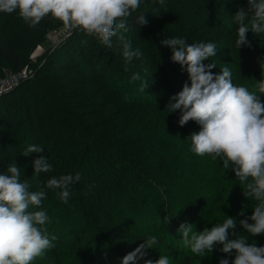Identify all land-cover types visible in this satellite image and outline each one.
Instances as JSON below:
<instances>
[{"label": "rangeland", "instance_id": "rangeland-1", "mask_svg": "<svg viewBox=\"0 0 264 264\" xmlns=\"http://www.w3.org/2000/svg\"><path fill=\"white\" fill-rule=\"evenodd\" d=\"M232 2L164 0L161 4L160 0H140L137 12L145 14L148 21L147 25L142 26L144 38L136 35L137 31L134 28L128 27L131 20V17H128L125 20L127 31L120 30L111 38V48L105 47L96 36H89L79 29L68 30L60 21L46 16L48 20L41 21L36 26L32 37L34 39L28 41L25 39L20 43L28 56L24 68L25 75H19V72L5 65L4 60L1 61L0 85L4 84L6 90L0 93V174H5L7 166L15 162L20 167L21 182L29 183L30 192L45 191L41 205L30 206L29 211L46 212L49 221L44 227L47 229L49 239L53 236L56 239L64 238L70 234L72 239L77 228L87 230L88 237L84 244L92 247L91 256L81 264H121L126 254L145 243V238L151 235H157L158 243L153 248L146 249V254L143 258L137 259L136 264H145V260L155 262L160 256H169L170 264H176L175 257L165 244L159 243V240L163 237L175 238L176 249L187 248L181 246L183 241L178 232L177 220L191 224L193 231L199 233L232 217L237 221V225L235 229L229 230V240L244 236L247 243L264 246V240L258 239V235L243 233L244 229L239 224V220L245 219L240 215L241 211L254 209L256 202L254 197L245 198L238 193V190H247V182L241 183L235 177L232 166L225 169L219 158L213 160L211 155L198 156L193 153L190 150L189 138L193 133L200 131V126L194 121L180 126V110L169 113L166 107L185 83L190 85V80L186 70L171 60V49L161 43L164 39L183 38L187 44L212 42L217 47V54L203 63L205 65L215 63L217 67L211 69L214 74H220V68L228 67L232 73V82L236 86L242 84V81V86H247L248 79L255 77L250 70L252 68L240 77L239 66L246 62L249 55L235 59L233 56L218 55L222 51L227 54L232 50V46L228 47L227 44L230 43L226 37L227 29L224 31L221 29L235 25L234 20L229 21L238 10ZM3 22L9 28H13L12 22L25 23L18 10L9 15L0 12V23ZM120 36L129 39L132 49H139L141 55L133 57L130 62L126 61L122 54ZM60 53H63L58 66L60 69L72 62L73 70L78 68L82 71L83 62L90 61L87 64L88 68L94 64L99 68L103 65L104 75L93 71L92 77L101 80L105 86L118 87L120 95H123L128 86L132 87L131 92L126 95L124 93L126 97L124 102L113 104L108 110L106 106L110 102L109 98L103 93L99 94L97 88L81 87L74 71H69V68L65 70L64 78H61L58 84L48 83L47 91L40 92L44 96H49L53 88V91L60 90L59 92H68L70 95L80 93L79 98L88 97V105L92 106L90 110L96 112L88 120L92 127L94 126L90 132L97 136L95 141L117 136L118 140H123L110 155V160L101 159L98 154L96 156L98 159L93 164L81 161L82 164H79L78 157L72 159L75 163L71 164L72 161L68 163V149L71 148L68 136L55 147L58 134L51 128L46 131V137L42 141L41 131H35L33 122L22 111V107L24 110L27 109L28 102L17 89L30 78H34L40 68H48L50 59ZM104 60L107 62L112 60L113 65L105 67ZM147 62L149 69L155 68L161 74L159 77L161 95L155 93L153 79H150L149 75L143 77L139 73ZM49 70L52 71L53 68L50 66ZM135 74H139L140 79L133 80ZM15 77L18 82H15ZM144 80L147 86L145 91H142ZM9 81H13V86L8 89ZM15 91V95L7 102L5 97ZM130 97L136 101L148 102L157 108L130 113L125 107L126 102L131 101ZM43 101L48 105L46 109H53L50 99ZM16 102H19L17 108L21 111L18 115L16 112L13 113L14 109L11 108ZM105 102L107 103L101 104ZM163 102L166 105H162ZM38 119L41 120L42 116H38ZM55 120L54 117L51 121ZM29 145L41 146L44 151L29 156L22 155ZM54 147L56 151H52ZM96 148H92L91 153L96 154ZM41 155L51 164L52 171L42 172L37 176L33 173L32 162ZM122 155L123 161L118 163L119 165L112 161L121 158ZM76 173L83 174L88 183L84 189L79 181L70 185L67 202L57 194L60 189L46 188L50 178ZM150 199H154L156 204H163L161 210L153 206L154 211H151L152 215L160 218L159 228L152 223V217H143L144 208L151 210L149 204L153 203ZM239 202L244 205L238 207ZM173 203L176 209L171 207ZM135 233L147 237L138 238L134 236ZM98 244L100 248L97 250L95 247ZM221 248L220 244L214 245L211 253H206L205 256L198 255L195 264H219L223 258L228 259L231 264L235 252L233 251L231 255L225 254L220 251ZM32 264H73V261L67 260L65 256H60V260H57L46 249Z\"/></svg>", "mask_w": 264, "mask_h": 264}, {"label": "clouds", "instance_id": "clouds-1", "mask_svg": "<svg viewBox=\"0 0 264 264\" xmlns=\"http://www.w3.org/2000/svg\"><path fill=\"white\" fill-rule=\"evenodd\" d=\"M163 4L164 0H160ZM140 7V0H0V12L11 14L18 10L19 16L31 27H36L43 18L51 16L60 21L68 30L79 29L89 36H96L101 43L112 47L111 38L120 30L127 31L125 20ZM239 25L236 47L239 50L250 43L247 34H264V0H248V10L239 8L233 16ZM119 21V22H118ZM139 26L147 25L145 14L135 18ZM123 48V57L131 61L141 55L139 49L133 50L130 40L119 37ZM172 51L171 60L178 63L188 74L189 83L173 96L166 105L169 113L180 110L179 125L194 121L200 126L198 133L190 136L191 151L198 156L211 155L219 158L225 169L232 166L235 177L246 184V197L252 196L259 203L252 215L239 220L240 226L252 236L264 234V78L258 81L257 92L245 86H236L232 82V73L228 67L220 68V74L211 69L215 63L203 62L217 54L214 43L199 42L187 44L183 38L171 37L161 41ZM133 80L140 79L135 74ZM147 84L144 80L142 91ZM174 101V102H173ZM43 147L29 145L22 153H42ZM33 173L52 171L45 156L34 159ZM20 167L11 163L7 172L0 174V264H32L46 249L55 245L56 237L49 239L44 227L49 217L44 210L30 212V206L39 207L45 197V191H29V183L21 182ZM80 174L52 177L46 183L48 189H60L57 194L67 202L69 186L79 181ZM244 215L243 210L240 213ZM228 217V216H227ZM251 221V222H249ZM237 221L228 217L211 229L205 228L197 233L191 224L182 223L178 232L182 234L183 246L190 248L193 254L205 256L220 244L221 252L235 258L231 264H264V246L249 244L244 236L229 240V230L235 229ZM158 243L155 236L145 239L134 251L126 254L121 264H136L143 258L145 250ZM145 264H170L169 256H160L158 260H145ZM219 264H230L226 258Z\"/></svg>", "mask_w": 264, "mask_h": 264}, {"label": "trees", "instance_id": "trees-1", "mask_svg": "<svg viewBox=\"0 0 264 264\" xmlns=\"http://www.w3.org/2000/svg\"><path fill=\"white\" fill-rule=\"evenodd\" d=\"M231 2L235 5V7H238V9L239 8H244L245 10L248 9V1L231 0ZM191 4H193V2ZM3 14L9 15L8 13H3ZM138 15H140V13H138L137 10L132 13V15L130 16L131 20L128 24V27L134 28L137 31L136 35H140L142 38H144L143 27L139 26L135 22V18ZM233 16L229 18V21L234 20ZM46 20H48V18H43L41 21L43 22ZM11 26L13 28H9V26L7 27V25L4 22L0 23V67H1L0 73L2 71V64H1L2 60H4L5 65L9 66L11 69L17 72L22 71L27 65L28 56L24 53L23 47L20 46V43L25 41V39H27V41L29 39L31 40L34 39L32 37L35 33L36 27L33 28L26 22L23 24H21V22H12ZM238 26L239 25L235 22L234 27H230V28L228 27L229 29L224 28V27L221 28L223 31L225 29H227L228 31V34L226 37L230 43H227V44H228V47L232 46V50L228 52L227 54L222 51L218 55L219 56L228 55L227 57L233 56L234 59L244 57L245 55L246 56L249 55L246 62L244 61L239 66L240 67L239 68L240 77L241 75L244 76V74L249 70V68H252L250 70L253 71L255 77L248 79V85L245 87H247L250 91L257 92V94L260 95L257 89V84L259 80L264 78V34H259L255 36L252 32H249L247 34V39L249 42H251L250 46L244 45L238 50L236 47V43H235L237 39ZM78 36L82 37L81 35H78ZM256 53H259V54H256ZM61 54L63 53H60V55L57 54L52 59H50L51 63H49L48 68H45V67L40 68L37 71L34 78H30L29 80H27V82L23 84L22 87H19L17 89L18 91H20L22 96L28 102L26 105L27 109L24 110L22 107V111H24L26 113V116H28V118L30 119V121L33 122L35 131H39V132L41 131L42 141H44V138L46 137L45 135L46 131L51 130V128H52V131L54 130V132L55 133L57 132L58 134L57 140H56L57 142L54 145L55 147L62 140H64L66 136H68L69 138L68 141H69V144L71 145V148L68 149L69 151L68 163L71 161H72L71 164L75 163L74 160L72 159L78 157L77 162L79 164H82V163L93 164L95 163V160L98 159L96 157L98 154H100L101 156L99 158L104 159V160L106 159L110 160L111 159L110 155L115 152V149H117V147L121 144L120 141L122 139L118 140L117 139L118 136H117L111 139L105 138L104 140L95 141L96 140L95 137L97 136H93L92 133L90 132L92 129H94L93 128L94 126L92 127V125L88 122V120H89V117L92 116V114L96 112H92L93 110H90L92 106L90 107L88 105V101H87L89 99L88 97L79 98L80 93L70 95V94H67L68 92H59L60 90L53 91V88H52V91L49 93V96L48 95L44 96L40 94V92L47 91L46 87L48 83L52 85L58 84L61 78H64V73L66 69L70 68L69 71L73 70V66H71L72 62L70 65L65 64L63 69L58 68L59 62L61 59ZM104 61H105V67L107 68L113 65L112 60H108V62L106 60ZM89 62L90 61L83 62L84 66L82 67L84 69L82 71L78 68L73 70L81 87L89 88V89L97 88L100 91L99 94L100 93L105 94V96H107L110 100L108 106H106L108 110L111 105L116 104V103L120 104V102H124L123 100H126L124 93L126 95V93L131 92L132 87L128 86L125 89L123 95H120L119 94L120 89L117 86H116L117 88H109L108 86H105V84H103L101 80H99L98 78L92 77L93 71L95 72L97 71L99 74H101V76L104 75L103 72L105 70H103L102 68L103 65L100 66L99 68L98 66H96L97 64H94L91 67L92 68L91 69L90 67L89 68L87 67V64H89ZM50 66L53 68L52 71L49 70ZM148 67H149V62H147L144 65L143 69L140 70L141 72L139 73L143 77L146 75H149L150 79H153V82H155V87H154L155 93H158L161 95L162 93L161 92L162 91L161 78L159 79L161 74L160 72H157L155 68L149 69ZM131 68L132 67H130V70H132ZM242 84H243V81H242ZM242 84L239 83V86H242ZM16 91L5 97L7 102L10 101V97H13L15 95ZM38 95H41V96L38 97ZM23 97L22 99L24 100ZM130 98H131V101L128 100V102H126L125 104V107L129 109L130 113H134L138 110H153L157 108V106L155 107V105H151L148 102L136 101V100H133L132 97ZM44 99L45 100L50 99L49 102L52 104L51 106L53 107V109L51 108L46 109L48 105L43 101ZM261 101L264 102V96H261ZM18 103L19 102H16L15 103L16 105L11 107L12 110L14 109L13 113L16 112L15 114L17 115L21 113V111L17 108ZM106 103L107 102L101 103V104H106ZM162 105H166V103L163 102ZM47 115H49L48 116L50 118L49 120L47 119ZM38 116H42V119L41 120L38 119ZM54 117L56 118L55 122L51 121L52 118L54 119ZM87 131L90 133L88 134ZM96 143H98L99 145L97 146ZM55 147L52 149V151H56ZM95 147H97L96 154L91 153V149ZM116 152L118 153L117 150ZM122 157H124V155H122L121 158H117L116 160H112V161H115L114 163H117V165H119L118 163H121L123 161ZM220 161L221 160H219V162ZM85 179H86L85 176L83 174H80L79 182H80V186L82 187V189H84V187H86L88 183ZM238 191H239L238 192L239 195H242L245 198L252 197V196L246 197L244 195L243 190H238ZM151 202L153 203L152 205L149 204L151 207L150 208L151 210L144 208L143 217L144 218L152 217V223L156 225L157 228H159L158 223H160V220H159L160 218L159 216L155 217L154 215H152V212L154 211L153 206H156V208L159 207L161 210L163 204L157 203L158 204L157 206L156 201L154 199L151 200ZM258 203H259L258 201L255 202L254 208ZM174 204L175 203H173L172 204L173 206L171 207L176 209ZM237 205L238 207H242L244 204L239 202V204ZM252 212H253V209H251L250 211H244V215L242 216V218L250 217L252 215ZM184 223L186 222L184 221ZM181 224L182 223L180 222V220H177L176 225L180 227ZM86 231L87 230L85 229L82 230V227H80L75 230V234L72 239H71L72 234H70L68 236H65L64 238H57L56 239L57 241L53 240L52 243L55 246L48 249L50 251V254L55 256V259L57 260H60V256H65L67 260L71 262L73 261V264H81L82 261L87 260L91 256L90 254L92 250V247L86 246L84 244L85 243L84 241L88 237ZM242 231L243 233H246L245 230H242ZM134 236L138 238L147 237L143 234H138V233L137 234L135 233ZM151 236H148L147 238ZM156 236L157 235H155V237ZM156 238L158 240V237ZM181 238H182V234H181ZM257 238L264 240V234L258 235ZM174 239L175 238L169 239V238L163 237L162 239L159 240V243L162 245L165 244L167 246L168 250L172 253L173 257H175L176 264H195L197 260L196 258L198 255L193 254L191 250H188L187 248L176 249L174 246L176 245V242H174L176 240ZM95 248L98 250L100 248V245L98 244Z\"/></svg>", "mask_w": 264, "mask_h": 264}, {"label": "built area", "instance_id": "built-area-1", "mask_svg": "<svg viewBox=\"0 0 264 264\" xmlns=\"http://www.w3.org/2000/svg\"><path fill=\"white\" fill-rule=\"evenodd\" d=\"M25 69H23L22 71H20L19 72V75H25V73H26V71H24ZM17 77H15V79H16ZM15 82H18L17 81V79H16V81ZM13 86V81L11 82V81H9L8 82V84H7V88L9 89V88H11ZM6 86L3 84V85H0V93H2L3 92V90H6V88H5Z\"/></svg>", "mask_w": 264, "mask_h": 264}]
</instances>
